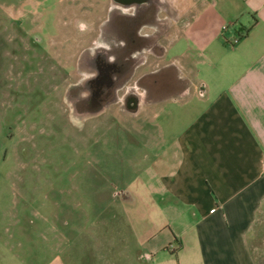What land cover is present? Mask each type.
I'll return each mask as SVG.
<instances>
[{
	"label": "rangeland",
	"instance_id": "374dc122",
	"mask_svg": "<svg viewBox=\"0 0 264 264\" xmlns=\"http://www.w3.org/2000/svg\"><path fill=\"white\" fill-rule=\"evenodd\" d=\"M30 1L0 0V264H180V233L150 185V144L136 143L141 129L152 130L149 116L75 114L70 84L82 77L76 64L97 13L89 19V0ZM175 2L184 20L166 57L192 47L197 58L191 39L176 36L204 0ZM53 16L56 26H47ZM176 71L181 86L168 99L191 82ZM124 190L137 202L123 200ZM145 247L154 259L140 258Z\"/></svg>",
	"mask_w": 264,
	"mask_h": 264
},
{
	"label": "crops",
	"instance_id": "0c3cea01",
	"mask_svg": "<svg viewBox=\"0 0 264 264\" xmlns=\"http://www.w3.org/2000/svg\"><path fill=\"white\" fill-rule=\"evenodd\" d=\"M193 13L176 38L198 57L168 59L191 82L139 115L152 130L136 143L150 144L182 264H264V0H204Z\"/></svg>",
	"mask_w": 264,
	"mask_h": 264
},
{
	"label": "flooded vegetation",
	"instance_id": "af4514ba",
	"mask_svg": "<svg viewBox=\"0 0 264 264\" xmlns=\"http://www.w3.org/2000/svg\"><path fill=\"white\" fill-rule=\"evenodd\" d=\"M23 1L25 6L31 5L30 0ZM175 3L107 0L106 5L94 7L89 0V19L97 13L96 28L76 64L82 77L70 84L76 115L100 116L114 109L120 115L137 116L158 101L157 91L164 93L159 99L167 100L168 89L175 84L181 86L183 76L174 72L166 57L172 29L184 20L183 9ZM46 23L56 26L54 16ZM31 39L39 43L43 40L37 31L31 33ZM184 78L190 81V77ZM123 196L129 199L125 190Z\"/></svg>",
	"mask_w": 264,
	"mask_h": 264
},
{
	"label": "clouds",
	"instance_id": "9594fccd",
	"mask_svg": "<svg viewBox=\"0 0 264 264\" xmlns=\"http://www.w3.org/2000/svg\"><path fill=\"white\" fill-rule=\"evenodd\" d=\"M81 27H83V25H81Z\"/></svg>",
	"mask_w": 264,
	"mask_h": 264
}]
</instances>
